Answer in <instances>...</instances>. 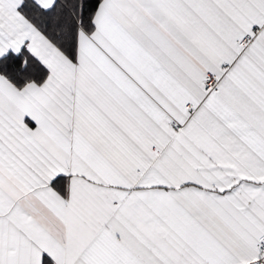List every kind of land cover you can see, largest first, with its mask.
I'll return each instance as SVG.
<instances>
[{"label": "snow or ice", "instance_id": "6c2138e0", "mask_svg": "<svg viewBox=\"0 0 264 264\" xmlns=\"http://www.w3.org/2000/svg\"><path fill=\"white\" fill-rule=\"evenodd\" d=\"M0 264H264V0H0Z\"/></svg>", "mask_w": 264, "mask_h": 264}]
</instances>
